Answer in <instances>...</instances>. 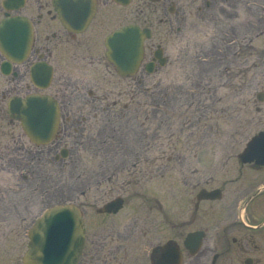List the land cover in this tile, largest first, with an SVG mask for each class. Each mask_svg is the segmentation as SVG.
Segmentation results:
<instances>
[{
    "label": "flooded vegetation",
    "instance_id": "1",
    "mask_svg": "<svg viewBox=\"0 0 264 264\" xmlns=\"http://www.w3.org/2000/svg\"><path fill=\"white\" fill-rule=\"evenodd\" d=\"M5 20L6 55L0 50V244L3 238L8 243L2 244V249H14L15 244L8 246L10 239L19 238L23 231L28 242V217L31 207L38 203L34 202L35 197L38 200L44 194L46 167L58 166L75 153L78 132L85 125L101 124V131L107 134L100 140L103 146L109 144V137L120 138L127 130L131 132L130 107L122 102L126 92L152 95L154 121L158 120L160 92L167 94L163 102L166 105L174 108L181 101L179 105L188 114L180 129L185 131L188 142L195 141L193 148L185 152L192 158L203 156L200 149L205 138L204 130H200L206 124L203 120L207 117L215 122L222 113V90L230 92L231 108H228L232 110L233 121L237 119L238 106L250 109L254 105V70L264 66L263 3L0 0V24ZM126 25H137L151 33L144 41L142 59L132 73L117 68L106 43L109 35ZM191 28H196L200 35L197 43L192 42ZM154 38L156 43L152 42ZM259 39L260 49L255 45ZM198 90L201 97L196 96ZM30 94L55 100L57 132L47 142L33 141L21 121L10 114L11 100ZM256 100L264 101V93H257ZM256 110L260 111V107ZM213 115L215 118H210ZM166 122L171 124L168 118ZM172 130H168L170 137L174 134ZM158 135V129L154 128L152 139ZM236 135L234 128L231 137ZM141 141L138 133L139 147ZM243 152L244 149L223 152L214 186L210 185L212 175L206 177L202 168L188 169L191 175L185 181L197 187L194 213L188 222L195 220L200 208L203 214L201 227L187 231L182 241V264H264V164L256 158L244 162ZM252 154L264 160V154L258 151ZM230 160L235 163L230 166L232 169L226 168ZM202 191L211 198L198 199ZM206 204L213 208L211 215L205 214ZM117 214L97 210L94 221L103 222ZM24 221L25 230L20 223ZM208 221L212 223L207 224ZM81 222L85 238L78 264H126L133 259L126 242L143 230L138 219L122 229L117 227L119 230L111 226L89 234L83 213ZM161 222L172 229L170 215ZM210 227L213 246H203ZM195 231H201L203 239L200 248L191 252L184 240ZM152 249L150 264H157L161 251Z\"/></svg>",
    "mask_w": 264,
    "mask_h": 264
},
{
    "label": "rangeland",
    "instance_id": "2",
    "mask_svg": "<svg viewBox=\"0 0 264 264\" xmlns=\"http://www.w3.org/2000/svg\"><path fill=\"white\" fill-rule=\"evenodd\" d=\"M254 1L255 5L264 4V0ZM191 38L193 43L194 41L197 43L200 39L196 28H191ZM152 42L156 43L157 40L154 38ZM255 45L260 49L261 39L256 40ZM254 75V105L250 109L249 106L244 109L238 106L236 121L231 120L233 113L228 108L231 103L230 92L222 90L224 102L222 113L216 117L215 122L205 117L203 120L206 121L205 127L200 126V130L205 132L204 147L200 148L203 151L201 158H192L185 153L193 148L195 141L188 142L185 131L180 129L182 120L188 114L185 107L179 105L181 101H177V105L173 104V108L163 103L166 102L167 94L160 92L158 120L154 121L151 116L152 95L143 92L134 95L126 92L122 102L130 107L131 132L126 131L129 126H125L126 132L123 137H115V139L109 137V144L103 146L100 140L107 134L101 131V124L85 125L78 132L75 153L58 166L46 167L44 194L38 199L39 201L35 197L34 202L38 203L31 207L28 224L31 225L34 217L40 215L45 208L59 203L73 202L83 213L88 234L111 226L119 230L123 226L127 227L134 219L140 221V229L143 230L137 231L126 242V248L133 257L126 264H150L151 249L168 240L175 241L183 249L182 241L186 232L201 227L200 220L203 214L200 208L201 211L196 214L195 220L188 222L194 213L193 205L197 193V187L194 188L193 184L185 181L186 176L191 175L189 170L202 168L206 177L212 175L210 185H216L223 152L227 150L241 152L246 142L264 129V101L256 100L257 93H264V66L255 69ZM162 78L161 86L164 91L165 73L162 74ZM196 92V96L201 97V91ZM224 104L227 107L225 109H223ZM256 107H260V111H257ZM134 117L137 118L135 121ZM167 118L171 124L167 125ZM210 118L215 117L213 115ZM154 128L158 129L159 135L152 139ZM171 128L174 133L172 137L169 136L170 131L168 132ZM234 128H237V135L231 137ZM138 133L141 134L142 140L140 147L137 144ZM103 150L112 152L104 153ZM232 162L231 160L227 162L226 168L232 169L230 166L235 165ZM117 196L123 197L125 201L124 207L117 216L104 219L103 222H95L94 215L97 209ZM212 213L213 208L206 204L205 214ZM166 215L171 216L172 229L161 222ZM24 222H20L23 230L27 223ZM209 222L212 223L208 221L207 224ZM23 236L24 231L19 238L10 239L8 246L15 244L12 250L1 248L2 244L8 243V239H2L0 264H22L21 257L27 244V238ZM205 245L213 246L212 227L209 230V238L203 242V246Z\"/></svg>",
    "mask_w": 264,
    "mask_h": 264
},
{
    "label": "water",
    "instance_id": "3",
    "mask_svg": "<svg viewBox=\"0 0 264 264\" xmlns=\"http://www.w3.org/2000/svg\"><path fill=\"white\" fill-rule=\"evenodd\" d=\"M7 30L8 24L5 20L0 24V50L5 55ZM150 36L148 29H141L136 25L124 26L108 36L106 43L112 52L111 60L121 72H134L143 56L144 40ZM9 111L13 118L21 121L24 131L33 141L47 142L57 130L55 101L49 96L30 94L24 98H14L10 102ZM253 151L264 154V130L250 139L241 156L244 162L256 158L258 163L264 164L260 156L252 154ZM204 193L207 192L202 191L198 199L211 198ZM122 206L123 199L117 197L106 203L99 212L116 213ZM202 239V232H193L187 235L184 245L191 252H196ZM83 241L81 212L77 206L71 203L54 205L46 209L33 223L23 263L77 264ZM157 249L161 251L157 264H181V252L174 242H167L155 250Z\"/></svg>",
    "mask_w": 264,
    "mask_h": 264
}]
</instances>
